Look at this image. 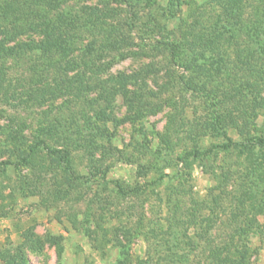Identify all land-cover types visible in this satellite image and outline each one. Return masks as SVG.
Here are the masks:
<instances>
[{"label":"rangeland","instance_id":"obj_1","mask_svg":"<svg viewBox=\"0 0 264 264\" xmlns=\"http://www.w3.org/2000/svg\"><path fill=\"white\" fill-rule=\"evenodd\" d=\"M189 1L0 0L68 31L0 55V264H264V0Z\"/></svg>","mask_w":264,"mask_h":264},{"label":"trees","instance_id":"obj_2","mask_svg":"<svg viewBox=\"0 0 264 264\" xmlns=\"http://www.w3.org/2000/svg\"><path fill=\"white\" fill-rule=\"evenodd\" d=\"M19 2V1H18ZM171 5H185L189 9L193 8V3L189 0H170ZM221 4L231 12H241L242 5L241 0H221ZM0 17L7 21V27H0V55L6 58H11L22 53H33L40 52L50 55L52 53H60L65 55V44L68 40V31L64 27L57 28L56 26H51L47 23L32 22L27 19V16L22 14V10L18 9V6L11 3H6L2 11L0 12ZM35 20V19H34ZM34 35L38 38V41L30 39L25 42H19L18 39L24 35ZM216 46V41H213ZM8 89L11 86H8ZM6 82L0 77V89L5 90V95L7 94ZM254 147L264 150V138L260 136H255L248 138L243 141H233L232 139H227V142L221 146H217V149L229 150L236 147ZM37 150H43L47 154L56 157L57 162L64 168L66 174L73 179H81L74 173L72 163L70 161V154L64 149H52L48 144L40 140L30 147V151L22 158V163L28 161ZM209 150L207 153L212 152ZM200 154H195L199 156ZM5 164H12L7 162ZM116 187L120 194L133 193L137 189H129L126 192L123 186L116 182ZM248 251L241 252V258L234 261L233 264H248L249 255ZM20 261H16L15 258L10 260L8 264H25L24 257L20 256Z\"/></svg>","mask_w":264,"mask_h":264}]
</instances>
